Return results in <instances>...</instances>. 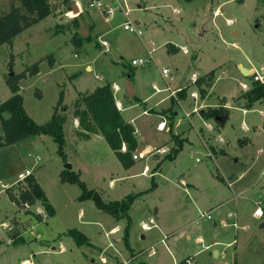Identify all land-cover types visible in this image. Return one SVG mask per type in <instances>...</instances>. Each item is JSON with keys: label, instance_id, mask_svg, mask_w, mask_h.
Here are the masks:
<instances>
[{"label": "rangeland", "instance_id": "374dc122", "mask_svg": "<svg viewBox=\"0 0 264 264\" xmlns=\"http://www.w3.org/2000/svg\"><path fill=\"white\" fill-rule=\"evenodd\" d=\"M103 1L107 3L110 0ZM11 3L18 5L19 1L0 0V14L6 12ZM127 3L131 7L130 19L135 24L139 21L143 32L141 36L123 29L125 16L121 12L115 11L106 16L85 3L82 13L98 12L95 16L97 21L95 29L89 34L90 39L84 44L85 50H78L64 38V24L68 26L70 17L76 13H69L70 8L62 0H52L53 14L22 30L11 45L5 43L0 46V101L11 95L6 77L23 72L19 89L22 88L24 107L38 124H42L49 120L57 105L60 90L61 101L66 104L73 102L78 91L92 90L112 81L135 83L138 88L136 94L141 98L146 97L156 82L163 84L168 92L171 88L177 89L180 84L186 85L183 87H186L189 96L190 91L195 89L194 83H190L191 71L198 69L201 73L215 69L214 92L206 99L208 105L214 106L217 96L224 95L230 99L234 89H241L236 79L241 75L238 64L256 70L264 67V0H127ZM54 14H61L64 19L62 30H58L64 33L62 35L55 34ZM95 32L103 34L96 36ZM100 40H105L107 44L103 46ZM170 42L179 49L170 50ZM182 45L186 46L188 53L182 51ZM151 48L153 62L133 69L131 59L147 56ZM192 52L196 53L195 61L192 60ZM51 56L58 58L55 65L59 61L63 68L45 70ZM38 59L44 60L40 64L41 76L33 80L30 70L36 66ZM85 64L91 69L88 70ZM164 65L169 68V73L161 78L157 76V71ZM177 98H173L174 103L167 98L155 107L160 111L170 108L167 111L172 113V124L163 130L157 129V123L165 118L159 112L143 113L140 102L124 112L125 118L133 117L137 143L140 144L134 152L136 154L146 143L154 146L153 149L163 143L170 147L173 145L172 135L187 130L189 141L172 159H165L163 152H152L146 158L135 160L133 166L126 169L103 137L80 139L76 149L70 146L69 141L64 146L65 159L57 152L53 138L45 134L23 141L15 154L5 155L1 150L0 264H23L18 261L24 256L31 257L37 264H113L116 258L121 261L129 259V264L138 260H144L146 264H177L185 254L193 255L194 264H234L235 250L237 264H264V172L261 173L264 170V153L257 154L259 147L264 148V129L253 132L254 127L261 125L263 114L258 110L264 107V103L262 106L253 104L246 111L240 105L226 106L228 117L219 133L231 141L247 136L252 138V142L242 145L229 142L227 154L211 159L205 156L196 133L197 127L207 131L209 125L199 119V112L191 113V124L184 113L186 109L191 111L193 106ZM153 100L152 97L149 99L150 102ZM214 121L215 117L209 118V122ZM243 124L248 125L249 130H245ZM213 133L217 136V130ZM155 156L161 160L158 168H164L160 174L164 178V186L152 196L137 195L126 231L125 216L115 219L107 211L98 209L92 199H79L81 189L77 183L60 180V171L66 163H70L71 168L80 171V177L87 186L103 190L105 200L121 197L149 184V176L140 171L145 163L155 168ZM24 168H31L32 175L40 181L54 207L53 214L46 212L38 198L28 203V207L25 205L26 210L21 202L11 198L10 194L18 197L20 191L27 187L26 178L17 180L16 177L17 172ZM181 171L184 173L179 175ZM242 171L245 173L240 175ZM120 175L124 177L116 179V183L122 181V186L114 189L109 178ZM183 175L203 181L200 193L185 187V181L180 178ZM256 176L260 178L256 184L246 188ZM4 179L13 184L8 187ZM229 181L240 196H234L223 206L237 210V228L231 224L230 217L218 219L214 224L211 219L200 215L209 200L231 191ZM132 183L134 186L127 188ZM158 194H163L162 200L157 198ZM143 201L155 203L158 207L157 218L161 228L175 229L173 243L172 239H165L164 243L158 240L164 233H160L158 227L150 230L141 227L138 215ZM256 206L262 208L260 216L253 213ZM3 220L8 224H3ZM189 220L191 224L181 230L180 227ZM114 223H118L119 228L108 231ZM10 225L12 228L8 230ZM68 228L82 230L89 242L76 243L71 235L65 233ZM15 229L22 232L24 241H7L11 232L19 234ZM184 230L191 233L190 238L185 236ZM142 233L145 237H141ZM234 233H238L237 243H234ZM198 235L203 239L196 240ZM211 237L217 241L212 242ZM206 243L210 244L207 248L204 247ZM150 245L155 248L152 256L146 252L133 258L129 256V246L137 253ZM214 248L218 250L217 255Z\"/></svg>", "mask_w": 264, "mask_h": 264}, {"label": "crops", "instance_id": "0c3cea01", "mask_svg": "<svg viewBox=\"0 0 264 264\" xmlns=\"http://www.w3.org/2000/svg\"><path fill=\"white\" fill-rule=\"evenodd\" d=\"M138 7H140V5H138ZM175 9H176V11H179L178 8H175ZM97 13L98 12L92 10V11H89L87 14H85V13H82V10H81V11H78L76 14H73L70 17L71 19H70V21L68 23L69 27L66 24H64L65 25V27H64L65 28V34L62 31H58V30H62L61 27H62V25L64 23V19H62V17H61L62 15L61 14H58V15L54 14L56 16L55 17L56 24L54 26V30L56 32L55 34H59V35L64 34L65 35L64 38H66V40L69 41L72 45L74 44V46L78 50H80V49L85 50L84 49V44H85V42L87 40L90 39V37H89V39H84L82 36L89 35L91 33V31L93 29H95V24H96V21H97L95 16L97 15ZM216 13H217V11H215V14ZM51 14H53V13H51ZM74 18H75V20H74ZM136 22L139 23L138 20ZM84 28L87 29V34L86 35L82 34V30ZM78 33L80 35H82V36L80 37V35H78ZM102 34L103 33L99 34V32H95L94 35L101 36ZM169 45H170L169 49L172 50V51H174L176 49H179V47H177L176 45L172 44L171 42L169 43ZM182 46H183V47H181L182 51L185 52V53L186 52L188 53L189 51L186 48V46L185 45H182ZM184 50H186V51H184ZM191 57H192V60L195 61L196 60V53L192 52ZM56 60H58V58H56L54 56H51L49 58V61L48 62L46 61L48 68H46L45 70H47V69L49 71L50 70H54V69H56L59 66L63 68V66L60 64L59 61H58V64L55 65L56 64ZM42 62H44V60H42V59H38V60L35 61L36 66H37L36 67L37 72L32 74V76H34L33 80H37V79L40 78ZM85 66H86V68L88 70L91 69V67L89 65L85 64ZM164 66H162V67H164ZM134 67L135 66L132 65L133 69H134ZM165 67H167V66H165ZM237 67L239 68V71H240L241 75L239 74L238 76H236V79L238 80L239 86H240L241 89L240 90H239V88L234 89L233 92L230 93V99H226V97L224 95H222V97L217 96V101H216V103L213 104L214 106L208 105L206 103L207 102L206 99L214 92L213 91V86H214L215 79H216L215 69H212V70H209V71H206V72H201V73H200V71H198V69H193L191 71V73H190V79H191L190 81L191 82L190 83H192V82L194 83L193 86H194L195 89L190 91L189 96L187 95L186 87H183V86H186V85L180 84L181 87L178 86L177 89L171 88V90H178V91H176V95H178L176 97L182 98L183 102H186L188 106H191V105L193 106L191 111L186 109V111L184 113L185 117L189 118V120H190L191 113H193V112L198 113L199 112L200 113L199 119H201L203 122H206L209 125L208 127H209L210 130L207 129V131H206L203 127H197L196 128L197 129L196 133L198 135V138L200 139L201 146L204 148L205 156L209 157L211 159H214V157H216L217 155L227 154L226 148L229 146V142L238 143L239 145L245 144L246 142H252V138H249L247 136L243 137V138L237 137L235 139H232V141H231L230 139H228L227 137H225L221 133H219L220 132V127L223 126V124L225 123V121H226V119L228 117V108L227 107L228 106L234 107V105H240L241 107H243V110L246 111V110L250 109V107H252L253 104H258V105L262 106V103H264V100H260V101H255V102L249 104V102L247 100L246 92L251 87V84H252V81H253L251 76L249 75V73L252 70H254L255 68L253 69V67H247V66H244L242 64H238ZM243 69H246L248 73H246V74L243 73L242 72ZM73 75L74 74L70 75V77L73 76ZM157 76H159L161 78L165 77V76H163L161 74L160 70L157 71ZM243 76H244V78H243ZM109 83H111V86H112V89H113V95H114L116 106L119 109V111H120V113L122 114L123 117H124V112L125 111L135 107L137 105V102H140L141 104H143V106H142L143 107L142 108V112L143 113H145V112L147 113V111L148 112L149 111L150 112L151 111L159 112V115L162 118H165V119H161L157 123V129L158 130H163V129H165L167 127V125H171L172 124V122H173L172 113L169 114L168 112H171V111H167V110H170V108L161 109V111L159 109L155 108L158 105H160L161 103H163L165 101V99H167V98L171 99L172 103H174V101H175L173 99L174 97L170 96V92L165 90V86L163 84L162 85H158L157 82L153 83L151 89L148 90L149 93L146 95V97H144V98L142 97L141 98L140 96H138L136 94L138 88L136 87L135 83L132 84L133 85L132 86L133 87L132 96H129L126 93V88H125L126 82H122L121 83L120 81H112V82H109ZM168 84L169 83L167 82V85ZM241 84H245L246 87H242ZM153 86H154V88H153ZM95 88H93V89H95ZM21 89L22 88H20L19 91H18L20 94H21V92H20ZM156 89H159V90H156ZM92 90L78 91L76 93L75 97H74L73 102H71L70 104H66V103H62V101H61V104L57 107L58 108V113L60 114V116L63 117L62 126H63V134H64V138H65V144L70 141V143H71L70 146L73 147L74 149H76L77 144H78V140H80V139H89V138H92V137H103L99 133H88L87 131H85L79 125L78 117L76 115H74V108H73L72 112L70 111V109L74 106L73 103H74L75 99L77 98V96L79 94H81V93H89ZM162 90L164 92H166L167 94L164 93ZM154 93H157V94H154ZM60 94H62V90H60ZM151 97L154 100L150 102L149 99ZM178 101H179V99H178ZM188 106H186V107L184 106V107L187 108ZM214 108L215 109H220L221 113L219 115L215 116V121L213 123H211L212 121L209 122V118L210 117H206L205 114H208V111L211 110V109H214ZM193 109H196V110L194 111ZM25 110H26V108H25ZM53 111H52V113H53ZM166 111H167V113H166ZM258 111H260L263 114V116L261 118V125H260V127H258V126L254 127L253 130H255V131H253V132H257L260 129H264V126H263L264 107H260V109ZM52 113H51V115H52ZM51 115H50V117H51ZM70 116H71V118H70ZM124 119L132 124V126L134 127V130H135V136H136V128H135V126L133 124V121H132L133 117H130V118H125L124 117ZM190 122L192 124L191 120H190ZM160 123H161V125L159 126ZM162 124H163V127H162ZM193 124H194V122H193ZM243 128L245 130H247V129L249 130V126L246 125V124H243ZM215 130H217V136L214 135V133H213V132H215ZM187 132H188L187 130L186 131L182 130V131L175 132L172 135L173 145H171L170 147L163 143V144L157 146L155 149H153L154 146H152L150 143H146L145 146H143L141 148V150L144 151V150H146L148 148L149 149V151L147 152L148 154L146 156L140 157V158H146L152 152L156 153L157 151L158 152L164 151L163 155L166 156L173 148L177 147V143H179V144L181 143V147L180 148H182V145L185 142L189 141L188 136L186 135ZM2 135H3V130H2L1 123H0V137H2ZM35 137L29 138V139H24V140H21L19 142L13 143V144L0 146V151L2 150L1 153H4L5 155L15 154L18 151V148L20 147V145L22 144L23 141L34 139ZM64 146H66V145H64ZM139 146H140V144L137 143V147H139ZM137 147H136V149H137ZM152 149H153V151H152ZM179 149H178V151H179ZM111 151H113V150L111 149ZM257 151H258L257 154L260 155V154L264 153V148L259 147ZM140 158L133 159V164L135 163V160H138ZM155 160H156V163H157L155 168H153V167L151 168V167L148 166V164L145 163L143 165L142 171H140V173H144L145 175L149 176V179H150L149 184H147L146 186H144L142 188H137V190H135V192H132V191L126 192V193H124V195H126L127 193H137V195L152 196L155 192H157V190H159V188L164 186V178L162 176H160V174H161V172L163 171L164 168H158V165L161 163L160 157L155 156ZM196 161H199V159L196 158ZM133 164L131 166H133ZM145 167H147V169ZM72 169L78 171L79 174H80V171L78 169H76V168H72ZM126 169H129V167L126 168ZM263 172H264V170H261V173H263ZM182 173H184V172L183 171H181V173L179 172V175H182ZM244 173H245V171H242L240 173V175L244 174ZM34 177H35V175H34ZM123 177H124V175H120V176H117V177L111 176L109 178L110 185L114 186L115 187L114 189H116L118 187H121L122 186V181H119L118 184H117L116 183V181H117L116 179L122 180ZM180 178H182V180L185 181V187L189 186L190 188L196 190V194H197V192L200 193V191L203 189L202 187H203L204 183H203L202 180H200V181H198L197 179L196 180H192V179L189 178V176H184V175L182 177H180ZM259 179H260L259 176H256V178L252 181V183L248 184L246 188L252 186L253 183L256 184V182ZM36 180L38 181L37 178H36ZM3 182L8 184V187L13 184V182H8L5 179L3 180ZM38 182L40 184V181H38ZM228 183L230 184V185L229 184L228 185L230 186V189H231V191L229 193H226L225 195H223L222 197H218L217 199L209 200V203L205 204V206H203V209L209 211L210 214H211V217L207 218V219H211L214 224H216V221L218 219H222L223 220L226 216L230 217L232 219L231 222L233 220H235V221L237 220V214H238L237 210L233 211V210L223 206L226 203V201L229 202L230 199H233L234 196H240L237 193H235V189L232 187V183L230 181ZM132 186H134L133 183L129 184V186L127 188H130ZM263 186H264V184H263ZM41 187H42V185H41ZM91 187L97 189L102 195V193H103L102 189L98 188L97 186H91ZM213 187H215V184L213 185ZM124 195H122L121 197H123ZM137 195L135 196V198L137 197ZM121 197H117V198H121ZM162 197H163V194H158L157 195V198L160 199V200H162ZM110 199H115V198H110ZM194 201H197L196 198H194ZM133 203H134V200L131 203V206H130V208L128 210V215L130 217V220H131V212L133 210V207H132ZM25 205H27V207H28L29 204L27 202H25V203L23 202L22 203V206L26 210L27 207ZM140 206H141L140 210H139L140 213L138 215L139 221L140 222L141 221H147L148 222L149 220L150 221L152 220L151 222H153L155 225H153L150 229H152L154 227H158L160 229V233L164 232L160 236V238L158 240H160L163 237V235L166 234L167 237L165 239H170V240L172 239V243H173L174 242L173 233H174L175 229L174 228H167L166 230H164L163 228H161V226H159L160 224H159V220L157 218L158 207L155 206V203H151L150 204L149 202L145 203L143 201ZM100 210H102V209H100ZM229 212H235V215L234 216H232V215L230 216V215H228ZM112 216H114V215H112ZM114 217H115V219H118L121 216H119V217L114 216ZM123 217H124V215H123ZM124 218H126V223H127V217L125 216ZM130 220H129V222H130ZM1 222L3 224H5V225L8 224V222L5 221V220H3ZM190 224H191V221L189 220V221H187V223L182 225L180 227V229L183 230L186 227H188ZM125 226H126V224H125ZM11 228L12 227L10 225V228L8 230H10ZM117 228H119V224L118 223H114V224H112L109 227L108 231L115 230ZM150 229H146V230H150ZM18 230L19 229H15V231H17V232H18ZM184 232H185V236L187 238L191 237V233L188 230H184ZM18 233H19L18 235H17V233L15 235V232H13V234L11 232L10 237L7 238V241L10 242V243H15V241L11 242V241H9V239H11V240L16 239V242L24 241L25 238L22 236V232L20 231ZM19 235L22 236V237H19ZM124 235H126V234H124ZM234 235H235V238H236L234 240V243H237V241H238V239H237L238 233H234ZM141 237H145V235L142 233ZM202 239H203V236H201V235H198L196 237V240H202ZM214 239H215L214 237H211L212 242L213 241H217V240H214ZM17 240H19V241H17ZM209 246H210L209 243H206L204 245L205 248H207ZM150 247H151V245L149 247H147V248H141L136 253L135 251H133V248L131 246H129V248L131 249V253H130L129 256H131L133 258L134 256H136L139 253H144V252L147 253V252H149ZM52 248H54V247H52ZM213 251H214V253L216 255L218 254V250L216 248H214ZM153 254H155V248H154V252L153 253L152 252H150V254L147 253L148 256H152ZM186 255H190V254H185V255H183V257L186 256ZM129 256H128V258H129ZM102 258L104 260L106 259L105 256H102ZM125 261L126 262H123L121 260H118V258H116L115 261L113 262V264H129L128 263L129 259H125ZM131 261H133V259ZM18 262L23 263V264H37L36 261L33 262L31 257H28V256H24L22 258H19ZM135 264H146V262L144 260H138L137 262H135ZM234 264H237V252H236V250H235V253H234Z\"/></svg>", "mask_w": 264, "mask_h": 264}, {"label": "trees", "instance_id": "16d2710c", "mask_svg": "<svg viewBox=\"0 0 264 264\" xmlns=\"http://www.w3.org/2000/svg\"><path fill=\"white\" fill-rule=\"evenodd\" d=\"M17 1H19L18 5L11 3L9 9L0 14V46L5 43L11 45L18 33L52 13L50 4L52 0ZM62 2L71 8L70 0H62ZM78 35L80 34L78 33ZM82 37L89 39V35ZM11 65L12 61H10ZM36 67L30 70L31 74L37 72ZM22 76L23 72L11 73L6 77L11 96L6 100L0 101V123L3 130V135L0 137V145H9L45 134L53 138L57 144V152L65 159L63 117L60 116L57 108L61 104L62 95L60 94L57 106L50 119L43 124H38L28 115L23 105V97L18 92L19 81ZM246 96L249 104L264 100V85L261 82L252 81ZM73 105L74 115L78 117L79 125L88 133H99L102 135L110 149L114 151L121 165L125 168L130 167L133 164L132 155L137 147L135 130L132 124L124 119L117 108L111 83L105 82L89 93L79 94ZM220 113V109L214 108L205 115L206 117H215ZM123 143L126 145L125 151L121 150ZM180 147L181 143H177V147L173 148L164 158L172 159ZM60 180L77 183L81 189L78 194L79 199L90 198L99 209L105 210L116 217L126 216V231L130 220L128 210L137 193H127L121 198L104 200L101 193L97 189L87 186L80 177L79 172L72 168H63L60 171ZM26 182L27 187L20 191L19 196L16 197L10 194L11 198L21 203H31L38 198L44 205L46 212L53 214L54 207L36 178L30 174L26 177ZM65 233L71 235L76 243L89 242L85 233L77 228H68ZM14 241L16 242V239Z\"/></svg>", "mask_w": 264, "mask_h": 264}, {"label": "built area", "instance_id": "2783aa9c", "mask_svg": "<svg viewBox=\"0 0 264 264\" xmlns=\"http://www.w3.org/2000/svg\"><path fill=\"white\" fill-rule=\"evenodd\" d=\"M71 4H75L76 7L78 8V11L82 10L83 4H87L91 8H95L100 10L104 15L110 16L112 15L115 11L121 12L125 16V20L123 22V29L127 31H131L136 33L137 35L141 36L142 35V29L139 27L138 22L136 24L130 19L129 13L131 12V7H129L127 0H110L109 2L105 3L103 0H70ZM69 13H74L73 10L70 8ZM100 43L105 46L107 43L105 40H100ZM186 51V50H184ZM153 48L148 50V54L145 57H133L130 61L131 65L133 66H143L147 63L153 62ZM161 74L163 76H166L169 73V69L167 67H162L160 69ZM249 75L251 76L253 81H258L261 82L264 85V67H261L259 70H252ZM195 80V79H194ZM242 87H246L245 84H241ZM166 89V88H165ZM159 90V89H156ZM170 96H173L174 98H177L176 96V90H170ZM194 111L196 109H193ZM161 123L159 124V126ZM163 127V124H162ZM121 150L125 151L126 150V145L123 143L121 146ZM160 151V150H159ZM164 152V151H162ZM146 156V153L144 151H139L138 154L133 153L132 158L137 159L140 157ZM36 160H39V157H36ZM147 169V167H145ZM32 174V169L31 168H24V170H20L17 172V180H24L28 175ZM183 181V180H182ZM184 182V181H183ZM185 183V182H184ZM255 216H260L262 214V209L260 206H256L254 211H253ZM200 215L204 218H210L211 214L207 210H203L200 212ZM228 215H235V212H229ZM152 221V220H151ZM150 220L147 221H141V227L143 229H150L153 225H155L153 222ZM224 222V221H223ZM231 224L235 227L238 226L237 222L233 220ZM167 237L166 234L163 235V237L160 239L162 242H165V238ZM150 252H154V248L151 246L149 249L148 254ZM126 262V261H123ZM177 264H194L193 260V255H186L184 256Z\"/></svg>", "mask_w": 264, "mask_h": 264}, {"label": "water", "instance_id": "95a60500", "mask_svg": "<svg viewBox=\"0 0 264 264\" xmlns=\"http://www.w3.org/2000/svg\"><path fill=\"white\" fill-rule=\"evenodd\" d=\"M71 9L73 10L74 13H77L78 12V8L76 7L75 4H71ZM82 34H84V35L87 34V29L86 28H84L82 30ZM242 72L245 73V74L248 73L246 69H243ZM125 88H126L127 95L132 96V94H133V87H132V83L130 81H127V83L125 85ZM148 151H149L148 148L146 150H144L145 153L148 152ZM65 168H71V164L70 163H66L65 164Z\"/></svg>", "mask_w": 264, "mask_h": 264}]
</instances>
